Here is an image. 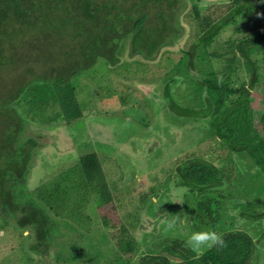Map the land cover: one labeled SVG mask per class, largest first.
Segmentation results:
<instances>
[{
  "label": "trees",
  "instance_id": "1",
  "mask_svg": "<svg viewBox=\"0 0 264 264\" xmlns=\"http://www.w3.org/2000/svg\"><path fill=\"white\" fill-rule=\"evenodd\" d=\"M202 1L0 0V70L11 62L8 49L25 35L34 41L63 35L77 44L72 50L76 60L59 74L47 77L29 72L26 81L1 95L0 118L8 124L0 125V186L12 185L10 179L21 171L26 178L33 168L39 144L32 133L45 136L40 131L43 127L69 126L83 119L89 106L77 97L88 84L82 83L81 76L95 80L101 62L110 76L164 60L167 69L174 63L169 54L181 53L163 86L165 107L185 123L207 125L209 137L226 148L228 156L210 159L193 149L176 161L169 175L173 188L188 191L180 211L187 208L194 215L193 232L226 228L228 212L250 223L254 231L251 235L237 229L223 232L226 246L201 257L184 241L170 240L160 253L151 250L143 256L140 264H170L168 258L179 264H253L259 247L256 241L264 239V233L256 234L264 229V113L256 120L251 100L252 92L259 89L264 103V0H229L207 7ZM151 68L149 74H159L157 67ZM181 86L187 87L185 93L176 91ZM102 90L100 98L116 96L111 86L104 84ZM125 102L123 98L120 105ZM217 142L213 144L218 146ZM21 197L38 216L28 222L32 234L38 231L43 237L39 245L32 244L34 248L45 239L47 247H56L57 241L69 236L54 230L53 223L64 220L61 227L72 229L66 220H81L85 204L102 207L113 201L97 153L81 156L61 168L53 180ZM103 223L110 227L106 218ZM116 241L117 257L108 264H131L140 252L137 239L122 226ZM57 246L63 256L68 244ZM73 257L65 260L76 264Z\"/></svg>",
  "mask_w": 264,
  "mask_h": 264
},
{
  "label": "rangeland",
  "instance_id": "2",
  "mask_svg": "<svg viewBox=\"0 0 264 264\" xmlns=\"http://www.w3.org/2000/svg\"><path fill=\"white\" fill-rule=\"evenodd\" d=\"M228 2L203 0L201 5L207 7ZM190 35H193L192 29ZM122 45L126 49L124 42ZM75 47L76 42L63 35L38 41L28 35L20 37L19 42L6 52L11 62L0 70V97L26 81L29 72L30 75L47 77L59 74L64 66L76 60L72 54ZM181 55L169 54L174 63L167 69L165 60L161 64H149L157 67L159 74L156 75L149 74L152 68L146 63L136 65L131 73L110 76L101 62L95 69V80L86 81L87 77H80L82 83L88 84L87 90L77 97L79 102H86L89 106L83 112V119L69 126L43 127L40 131L47 133L45 136L32 133L30 136H34L39 144L34 153L33 168L26 173V178L22 177L25 173L21 171V175H12V185L0 186V264H74L65 260L73 254L76 264H108L117 257L116 235L122 226H126L138 241L140 252L135 256L137 258L150 254L151 250L160 253L167 241H185L193 232L194 215L187 208L183 213L180 211L188 191L174 189L169 175L174 171L176 161L193 149L209 155L210 159L220 155V160L227 157L228 152L217 140L209 137L207 125L193 121L185 123L183 118L165 107L163 86L172 77L169 70L176 68ZM239 77L243 78L244 73ZM104 84L116 90L114 98L107 99L105 95L100 98L101 93L104 94ZM186 88L176 87V91L185 93L183 89ZM123 98L126 102L120 105ZM251 100L258 120L264 113L259 89L252 92ZM4 121L0 118V125ZM215 141L218 146L213 144ZM88 153H97L101 159L113 201L102 207H96L92 202L85 204L81 220H66L72 229L61 227L64 220H59L62 222L59 225L52 224V228L63 236L69 234L57 241V245L68 244L67 249H62L63 256L58 254L57 245L47 247L46 239L41 241V246L34 248L32 244L39 245L43 237L38 236V231L32 234L28 222L38 216L32 206H26L27 199L22 198L21 193L39 189L53 180L61 168ZM33 202L36 201L33 199ZM103 218L109 221L110 227L104 226ZM166 221H175L176 227L166 231ZM224 222L228 226L217 231L219 234L237 229L251 235L250 231H254L250 223L238 219L232 212L226 214ZM113 225L117 227L113 228ZM257 233L260 236L264 229L257 230ZM256 242L259 247L253 264H264V239ZM131 264H137V260L133 258Z\"/></svg>",
  "mask_w": 264,
  "mask_h": 264
},
{
  "label": "clouds",
  "instance_id": "3",
  "mask_svg": "<svg viewBox=\"0 0 264 264\" xmlns=\"http://www.w3.org/2000/svg\"><path fill=\"white\" fill-rule=\"evenodd\" d=\"M184 223H187L185 218ZM176 227L175 221H166V231L172 230ZM184 245L190 251L201 257L205 252L212 249L222 250L226 244L223 237L215 230H201L191 232L184 241Z\"/></svg>",
  "mask_w": 264,
  "mask_h": 264
},
{
  "label": "flooded vegetation",
  "instance_id": "4",
  "mask_svg": "<svg viewBox=\"0 0 264 264\" xmlns=\"http://www.w3.org/2000/svg\"><path fill=\"white\" fill-rule=\"evenodd\" d=\"M194 224V222H192ZM196 226V225H195ZM143 257V256H142ZM142 257L140 258H137V257H134L136 260H137V264H140L141 263V260H142ZM169 259V263L170 264H179V261L177 259H173V258H168ZM133 261V260H132ZM172 262V263H171Z\"/></svg>",
  "mask_w": 264,
  "mask_h": 264
}]
</instances>
